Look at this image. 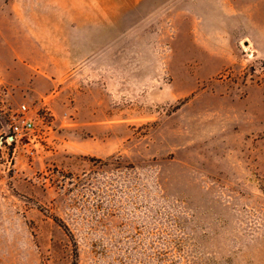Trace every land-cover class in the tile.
<instances>
[{
    "label": "rangeland",
    "instance_id": "374dc122",
    "mask_svg": "<svg viewBox=\"0 0 264 264\" xmlns=\"http://www.w3.org/2000/svg\"><path fill=\"white\" fill-rule=\"evenodd\" d=\"M4 5L0 264H264V0Z\"/></svg>",
    "mask_w": 264,
    "mask_h": 264
},
{
    "label": "crops",
    "instance_id": "0c3cea01",
    "mask_svg": "<svg viewBox=\"0 0 264 264\" xmlns=\"http://www.w3.org/2000/svg\"><path fill=\"white\" fill-rule=\"evenodd\" d=\"M19 10L15 8H11L10 6H2L0 8V17L3 19L6 23L10 25H14L15 31L14 35H11V32L6 31L4 28L0 29V40L2 44L0 45V50L4 53V58L0 59L1 61H6L8 63H29V59L26 57H18L17 51L12 46V43H10L9 40L17 39V38H24L26 40L28 49H32V53L35 56H42L44 59L48 57V61H50L49 54L46 53L44 46L40 49L38 47V44H36L34 41L31 40L30 36L27 34L26 30L24 28V31L19 33V27L23 23L21 22V19L19 17ZM23 26V25H22ZM30 69L34 72V75L32 76L33 83L42 81V79L45 81L46 84V93L52 94L54 91V88H57V82L54 80L51 76L48 77V80L45 78L40 77L36 72V68L32 65H29ZM60 92V91H59ZM44 95V94H43Z\"/></svg>",
    "mask_w": 264,
    "mask_h": 264
},
{
    "label": "built area",
    "instance_id": "2783aa9c",
    "mask_svg": "<svg viewBox=\"0 0 264 264\" xmlns=\"http://www.w3.org/2000/svg\"><path fill=\"white\" fill-rule=\"evenodd\" d=\"M34 127V120L28 115V110L25 106H21L19 115L12 127V133L15 140L20 138L27 132H30ZM12 139V137L10 138Z\"/></svg>",
    "mask_w": 264,
    "mask_h": 264
}]
</instances>
